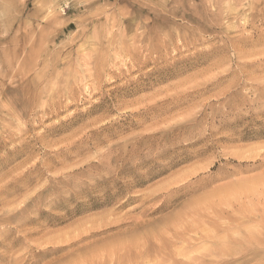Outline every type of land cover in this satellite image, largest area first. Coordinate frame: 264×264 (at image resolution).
Returning a JSON list of instances; mask_svg holds the SVG:
<instances>
[{
	"label": "rangeland",
	"instance_id": "rangeland-1",
	"mask_svg": "<svg viewBox=\"0 0 264 264\" xmlns=\"http://www.w3.org/2000/svg\"><path fill=\"white\" fill-rule=\"evenodd\" d=\"M262 1L0 0V264H264Z\"/></svg>",
	"mask_w": 264,
	"mask_h": 264
},
{
	"label": "bare ground",
	"instance_id": "bare-ground-1",
	"mask_svg": "<svg viewBox=\"0 0 264 264\" xmlns=\"http://www.w3.org/2000/svg\"><path fill=\"white\" fill-rule=\"evenodd\" d=\"M239 1H240V0H239ZM262 2H263V1H262ZM263 3H264V2H263ZM261 4H262V3H261ZM262 9H263V8H262ZM48 106H49V105H48ZM59 108H60V107H59ZM43 115H44V114H43ZM162 185H163V184H162ZM162 185H161V186H162ZM169 185H170V184H169ZM161 186H159V187L161 188ZM164 186H165V185H164ZM164 186L162 187V189L164 188ZM159 187H157L156 189L158 190ZM178 187H179V186H178ZM160 188H159V189H160ZM152 189H153V188H152ZM164 189H165V188H164ZM153 190H154V189H153ZM163 191H164V190H163ZM152 192H153V191H152ZM152 192L150 191V193H152ZM157 192H158V191H157ZM160 192H161V191H160ZM148 194H149V193H148ZM154 194H155V193H154ZM154 196H155V195H154ZM145 197H146V196H145ZM150 197H151V196H150ZM258 198H259V197H258ZM263 198H264V197H262V199H263ZM147 199H148V198H147ZM256 199H257V198H256ZM145 200H146V199H145ZM259 200H260V199H259ZM261 201H262V200H261ZM239 207H240V206H239ZM242 207H243V206H242ZM191 209H192V208H191ZM251 209H252V208H251ZM261 210H262V209H261ZM261 210H260V211H261ZM235 211H236V210H235ZM237 211H239V210H237ZM252 211H254V210H252ZM260 211H259V212L256 211V212L260 214ZM263 211H264V210H263ZM240 212H241V211H240ZM245 212H247V211H245ZM248 212H249V211H248ZM236 213H237V212H236ZM243 213H244V212H243ZM243 213H242V218H241V220L243 219ZM262 213H263V212H262ZM239 214H240V215H239ZM239 214H237V215L241 216V213H239ZM245 214H246V213H245ZM247 215H248V213H247ZM227 216H228V215H227ZM244 216H245L244 218H246V215H244ZM249 216H250V215H249ZM254 216H255V214H254ZM263 216H264V215H263ZM261 217H262V216H261ZM238 218H239V217H238ZM259 219H260V218H259ZM263 219H264V218H263ZM263 219H262V220H263ZM241 220H240V221H241ZM251 220H254V219H251ZM251 220H250V221H251ZM223 221H224V220H223ZM227 222H228V221H227ZM242 222L244 223V220H242ZM246 222H247V221H246ZM248 222H249V220H248ZM252 222H253V221H252ZM257 223H258V221H257ZM257 223H256V224H257ZM234 224H235V223H234ZM241 224H242V223H241ZM244 224H245V223H244ZM244 224H243V225H244ZM258 224H259V223H258ZM220 225H221V224H220ZM222 225H224V224H222ZM263 225H264V224H263ZM263 225H261V226H263ZM233 226H234V225H233ZM213 230H214V228H213ZM213 230H212V231H213ZM210 232H211V231H210ZM259 233H260V232H259ZM246 234H247V232L245 233V235H246ZM249 234H250V231H249ZM251 234H252V233H251ZM249 236L252 237V235H248V237H249ZM251 237H250V238H251ZM254 237H255V236H254ZM208 238H210V237H208ZM208 238H207V239H208ZM252 238H253V237H252ZM258 238H259V237H258ZM220 244H221V243H220ZM256 254H257V253H256ZM254 255H255V254H254ZM260 255H261V254H260ZM262 255H264V254H262ZM201 256H202V255H201ZM258 256H259V255H258ZM168 264H169V263H168ZM201 264H202V263H201Z\"/></svg>",
	"mask_w": 264,
	"mask_h": 264
}]
</instances>
